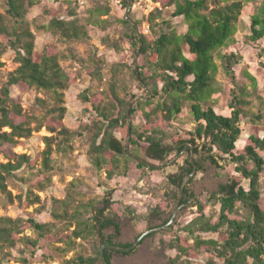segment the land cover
I'll list each match as a JSON object with an SVG mask.
<instances>
[{
	"label": "trees",
	"instance_id": "16d2710c",
	"mask_svg": "<svg viewBox=\"0 0 264 264\" xmlns=\"http://www.w3.org/2000/svg\"><path fill=\"white\" fill-rule=\"evenodd\" d=\"M42 1L0 0V77L5 66L2 58L9 50L15 52L19 63L0 88V154L7 159V162L0 160V192L7 202H13V195L8 190L9 182L19 178L22 183L31 186V178L24 175L18 177V172L35 166L30 156L17 154L14 149L24 145L43 128L52 136L44 137L46 148L41 163L42 174L47 175V179L38 184L40 190L51 184L53 173L60 169L54 156L65 157L72 153L77 137H87L90 164L97 172L104 173L107 180L126 178L134 167L141 171L144 178L160 170L145 165L134 156L157 165L185 156L184 165H179L178 161L173 164L179 165L180 170L167 175L163 201L150 211L154 217L173 214L175 208L187 202L181 191L183 181L195 166L196 174L204 171L202 159H209L222 168L215 158L216 153L225 164L235 167L236 174H231L221 192L211 194L206 204L197 201L193 205L197 207V212L191 221L168 227L172 235L166 245L177 252L171 264H193V260L203 253L214 255L222 264H264V136L260 135L264 132V114L260 110L257 114L253 113L251 134L246 145L238 148L243 136L242 120L248 116L245 106L249 104L248 98L258 89L256 78L245 70L242 82L235 83L231 91V115H221L216 111L223 92L218 80V59L226 75L235 81V67L242 56L223 53V50L237 43L235 37L245 15H249L251 20L248 39L254 43L264 41V0L260 6L256 5V0H152L165 9L173 10L165 14L163 9L154 8L146 17L147 34L141 29L142 21L131 15L139 0H120L121 6L129 12L121 20L124 28L122 35L133 57L138 55L134 69L129 65V70L141 92L145 90L132 103L130 114L133 121L140 117L142 122L131 124L128 117L129 103L139 96L140 90H125L122 93V86L111 81L105 91L92 93L86 89L80 94L83 101L91 103L95 118L92 124H83L79 130H72L64 124L66 92L72 79L61 64L62 53L54 45L48 46L42 53L36 50L29 14L31 8ZM51 1L58 3L61 0ZM67 1L71 5L68 17H54L48 27L66 41L86 40L87 25L104 27L107 21L102 16L109 14L108 7L88 9L87 21L82 23L76 10L80 0ZM178 18L183 19L187 26L184 33H180L174 23ZM94 76L103 79L100 68L97 67ZM13 86L23 92H29L34 87L44 92L49 100L39 98L37 101L42 112L28 113L22 98L12 95ZM185 109L194 123L193 129L188 131L175 126L184 123ZM202 153L208 156L202 158ZM192 154L195 166L191 162ZM80 183V180L72 181L66 198L53 202L56 205L52 209L53 217L66 222L61 230H56L54 223H42L33 216L26 220L0 216V264H12V255L5 249L13 248L18 242L24 243L26 253L17 258L16 264H33L39 256L45 262L60 259L58 264L99 263L101 245L96 237L100 235L101 244H113V239L105 237L103 231L114 228L116 235H120L119 214L111 198L104 196L101 201L85 200V194L79 190ZM178 194L183 196L181 201ZM19 199L21 204L28 205L41 202L40 196L31 190H28L25 200L23 196ZM96 203L103 206L97 207ZM208 203L219 204L217 219L207 215ZM240 208L248 213L243 219L237 216ZM170 219L150 229L162 227ZM26 229H31L35 238L19 237ZM204 234H215L217 237L203 238ZM78 240H92L93 254L85 255ZM120 246L129 247L131 244ZM71 251L75 254L67 258ZM114 252L121 253L105 250L110 264Z\"/></svg>",
	"mask_w": 264,
	"mask_h": 264
},
{
	"label": "rangeland",
	"instance_id": "374dc122",
	"mask_svg": "<svg viewBox=\"0 0 264 264\" xmlns=\"http://www.w3.org/2000/svg\"><path fill=\"white\" fill-rule=\"evenodd\" d=\"M262 1L256 0V5L260 6ZM121 5L120 0H80L76 10L82 23L87 21L88 9L97 6L110 9L108 15L102 16V19L107 21L104 27L87 25L88 37L81 42L66 41L59 33L48 28L50 21L54 17L60 19L68 17L71 5H69L67 0H61L58 3L44 0L30 10L29 19L32 21V29L35 33L36 50L42 53L48 46H56L63 55L61 64L72 79L71 87L66 92L67 114L64 119V124L72 130L81 129L83 124H92L95 118V111L91 103L85 102L80 98V94L86 89H90L92 93H98L105 91L111 81H116L122 86V89H120L122 93L125 90L128 92L140 90L139 84L131 77L129 70V65L134 69L138 55L133 57V52L122 35L124 28L121 20L129 12ZM154 8L163 9L165 14H169L173 10L172 8L165 9L160 3H154L152 0L140 1L132 8L131 15L142 21L141 29L145 34L149 32L146 17ZM174 23L180 33H184L187 30L183 19H175ZM250 34V16L245 15L235 37L237 43L223 50V53H235L242 56L240 63L235 67L237 77L235 81H232L226 75L222 62L218 59L220 64L218 80L221 83L223 92L216 106L217 113L225 116L231 115L229 107L231 91L235 83L240 84L242 82L245 70L257 80V92L248 98L249 104L245 106L248 116L242 120L243 136L238 142L239 149L246 145L247 139L251 134L253 113L257 114L260 110L264 114V41L251 42L248 39ZM0 41H2L1 38ZM15 57V52L9 50L2 58L5 66L3 75L0 77V88L7 82V75L19 66ZM97 67L100 68L103 79L94 76ZM11 92L14 97L20 96L22 98L24 109L30 114L42 112L37 103L39 98L49 100V97L44 92L39 91L35 87L29 92H23L18 87L13 86ZM144 93L145 90L137 97L140 98ZM141 122L142 119L140 117H137L134 121L131 118V124ZM175 126L181 127L185 131L193 129L194 123L188 117L187 109H185L184 123H178ZM260 135L263 137L264 132H261ZM47 136H52V134L46 128H43L26 140L24 145L17 146L14 149L17 154H27L35 163L33 168L26 167L18 172V177L24 175L31 178L32 183L29 186L22 183L19 178L9 182L8 190L13 195V202H7L5 195L0 192V216H8L13 219L23 218L24 220L33 216L39 222L54 223L56 230L63 229L66 222L57 220L52 215V209L56 206L53 202L55 199H65L70 183L80 180L79 190L85 194V200L98 199V201H101L104 196L111 198L112 205L119 214L117 222L120 224L121 232L117 236L115 229L110 228L104 230L103 234L107 238L111 237L116 243H133L144 231L163 225L165 221L170 219L172 214L154 217L150 215V211L163 201L167 175L180 170L179 165L185 164V156L176 157L174 162L178 161L179 165L173 166V162L165 168L152 172L145 178L142 176L141 171L134 167L126 178L117 177L113 180H107L104 173L97 172L90 164L87 137H77L73 142L74 151L72 153L65 157L54 156L58 164H60V169L53 173L51 184H47L45 190H40L38 184L45 182L47 179V175L42 174L41 163L42 153L46 148L44 137ZM262 154L264 155V153ZM214 155H216L215 158L222 168L217 167L209 159L204 161L202 159L204 171L195 173L194 176H191L193 180L190 178L185 184V190L189 191V195L194 196L192 205L182 208L171 225L176 226L177 224L191 221L197 212V207H193V205L197 201L206 204L208 197L211 194L220 193L222 187L227 184L230 175L236 174L233 165L225 164L216 153ZM204 156H208V154L202 153L201 157L203 158ZM0 160L7 162L3 154H0ZM262 189L264 191V175ZM28 190L40 196V204L28 205L20 203L19 197L23 196L25 200ZM109 192L112 193L111 196L108 195ZM178 197L180 198L181 195L178 194ZM96 205L97 207L103 206L101 203H96ZM206 206L207 215L217 219L220 212L219 204L208 203ZM188 210L189 212L187 213ZM247 214V211L240 208L237 216L243 219ZM149 216L150 218L147 220ZM154 233V235L146 237L144 242L138 245L131 253H112V264H171V259L177 255L175 250L169 249L166 245L171 238L172 232L168 231L167 227ZM22 236L35 238L31 229H26L19 237ZM202 237L216 238L217 235L204 234ZM96 239L98 244L101 245L102 239L100 235ZM78 241L81 242L80 240ZM81 243L82 246L80 248L85 255L93 254L94 242L92 240ZM25 247L24 243L18 242L13 248L5 249L6 252L12 255V264H16L17 258L26 253ZM74 254L75 252L71 251L67 258H71ZM60 262V259L45 262L39 256L33 261V264H58ZM193 264L222 263L214 255L203 253L193 260Z\"/></svg>",
	"mask_w": 264,
	"mask_h": 264
},
{
	"label": "water",
	"instance_id": "95a60500",
	"mask_svg": "<svg viewBox=\"0 0 264 264\" xmlns=\"http://www.w3.org/2000/svg\"><path fill=\"white\" fill-rule=\"evenodd\" d=\"M138 97H134L132 98V100L130 101L129 103V109H128V117H129V120H130V123H131V109H132V103L135 101V99H137ZM130 132H131V127L129 128V136H130ZM127 151H129V141L127 143ZM136 159H138L139 161L145 163V165H148L150 167H154V168H157V169H160V168H165L167 167L168 165H171L174 160L176 159V157L174 159H172L169 163L167 164H160V165H157V164H152L151 162L149 161H146L144 160L143 158L141 157H136L134 156ZM194 155L192 154L191 155V162L194 164L195 166V162H194V159H193ZM196 166L193 170V172H191L190 175H188L187 177H185L184 181H183V184H182V187H181V191L184 193V195L186 196V199H187V202L185 204H182L181 206H179L172 214L171 216V219L169 221V223H167L166 225L162 226V227H158V228H154V229H150V230H146L144 231L139 237L138 239L132 243L131 246L129 247H122L120 245H116V244H111V243H103L101 244L100 246V261H99V264H110L107 259H106V255H105V250L106 249H110V250H113V251H117V252H121V253H129L130 251L134 250L140 243L141 241L147 237L149 234L151 233H154V232H159L160 230H163V229H166L167 227H169L174 221H175V218L177 217V214L178 212H180V210L182 208H185V207H189L190 205H192V200H193V197L191 198L190 195H187L185 193V184L186 182L191 178V176H194V174L196 173Z\"/></svg>",
	"mask_w": 264,
	"mask_h": 264
},
{
	"label": "flooded vegetation",
	"instance_id": "af4514ba",
	"mask_svg": "<svg viewBox=\"0 0 264 264\" xmlns=\"http://www.w3.org/2000/svg\"><path fill=\"white\" fill-rule=\"evenodd\" d=\"M186 194L189 195V191H187ZM184 197L186 198L185 195H184ZM182 198H183V196H181V197L179 198V201H181ZM149 230H150V229H149ZM141 234H142V233H141ZM141 234H140V235H141ZM140 235H139V236H140ZM139 236H138V237H139ZM138 237H137V239H138ZM145 238H146V237H145ZM145 238L141 241V243H140L139 245H141V244L144 242ZM137 239H136V240H137ZM136 240H135V241H136ZM135 241H134V242H135ZM113 242H114L113 244H116V245H123V244H120V243H116L115 241H113ZM134 242H133V243H134ZM128 244H131V245H132V243H128ZM132 251H133V250H132ZM130 252H131V251H130Z\"/></svg>",
	"mask_w": 264,
	"mask_h": 264
},
{
	"label": "built area",
	"instance_id": "2783aa9c",
	"mask_svg": "<svg viewBox=\"0 0 264 264\" xmlns=\"http://www.w3.org/2000/svg\"><path fill=\"white\" fill-rule=\"evenodd\" d=\"M140 1H147V0H139V2H140Z\"/></svg>",
	"mask_w": 264,
	"mask_h": 264
}]
</instances>
